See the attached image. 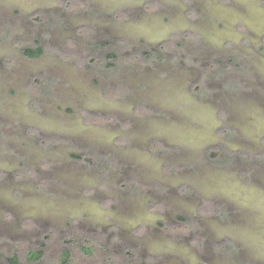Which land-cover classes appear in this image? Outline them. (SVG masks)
Segmentation results:
<instances>
[{"label": "rangeland", "instance_id": "374dc122", "mask_svg": "<svg viewBox=\"0 0 264 264\" xmlns=\"http://www.w3.org/2000/svg\"><path fill=\"white\" fill-rule=\"evenodd\" d=\"M221 148L254 160L215 165ZM98 154L114 161L104 178L84 157ZM178 213L195 225L158 221ZM226 238L231 253L213 251ZM64 250L68 264H264V0H0V264Z\"/></svg>", "mask_w": 264, "mask_h": 264}, {"label": "flooded vegetation", "instance_id": "af4514ba", "mask_svg": "<svg viewBox=\"0 0 264 264\" xmlns=\"http://www.w3.org/2000/svg\"><path fill=\"white\" fill-rule=\"evenodd\" d=\"M213 65V64H212ZM202 77V73L200 75ZM95 117V116H94ZM219 131L223 134L226 135V133L228 132V130L225 127H221L219 129ZM150 147L155 148L157 150H159V146L160 145H164L163 143H161L160 141L157 140H150L149 142ZM219 145H223L222 143H220ZM225 146V145H223ZM226 147V146H225ZM224 149V148H221ZM225 151L229 152L228 156H222V157H212V159L220 161V163L216 162L215 165H222V166H228L231 163H236V162H241V163H246L249 161H253V157L252 155H247L246 152H244L242 149L241 150H237V151H231V150H226ZM95 156H99L95 155ZM102 158V160H105V166L102 167H96L93 166L92 168H89V173H92V175H95L96 177H103L104 174H110L112 173V171H114L113 169L115 167L112 168V165L114 164V161H112L111 157L109 158L107 155L106 156H99ZM257 157V156H255ZM210 161V160H209ZM211 162V161H210ZM95 167V168H94ZM111 167V168H110ZM104 181V180H103ZM115 183H117L116 187L117 189H121L123 191H126L127 193H132L134 191H139L141 188H136V184L139 185L138 187H142V184H139L138 182H136L135 179L131 178V177H120L119 180H117ZM136 183V184H135ZM106 184V183H105ZM147 187L146 189L151 191V192H155L157 191V185L160 184V186H163L161 180L160 181H153V182H149V183H145ZM107 187H111V185L109 184ZM166 191H169V189L167 188ZM157 194V195H156ZM156 194H154V197L161 195V192H157ZM165 195V194H164ZM98 196V195H97ZM163 196V194H162ZM100 197V196H99ZM104 197L105 196H101ZM100 197V198H101ZM103 200V199H102ZM198 202V201H197ZM203 203V202H202ZM202 203H199V210H205L207 212V207L203 206ZM154 208H151L152 212H155L156 214L160 213L162 214V212H158L157 210H153ZM194 217V215H192ZM182 217V218H180ZM190 216L185 215L184 213H178L176 215V218L174 220H167V218L162 217L159 218L158 221H160L161 223L165 224V225H171L170 227H172L174 229L175 232H179L177 234H180L184 231H187L189 228H191L192 224L195 225L194 219L191 220L189 218ZM232 241L228 238L226 239H222L219 241H215L212 244V248L213 251L215 250L216 252H218L219 254H223V255H229V253H231V247L233 246ZM235 253V252H232ZM227 264V263H226Z\"/></svg>", "mask_w": 264, "mask_h": 264}, {"label": "trees", "instance_id": "16d2710c", "mask_svg": "<svg viewBox=\"0 0 264 264\" xmlns=\"http://www.w3.org/2000/svg\"><path fill=\"white\" fill-rule=\"evenodd\" d=\"M23 53L28 57H38L42 53V48H41V46L25 47V48H23ZM144 53L150 54L149 51H146V50H144ZM111 56H114L113 53L109 54V57H111ZM210 155L213 158L214 157L220 158L222 156H228L229 154L224 149H216V150H212L210 152ZM73 156L77 157V158H82V156L80 154H76V153H73ZM84 157L86 158L85 160L93 166L102 167V166L107 165V164H105L106 163L105 160H102V158L99 156L85 155ZM180 218H182V217H180ZM40 254H41L40 250H32V251H29L28 258L32 259V260H38L40 257ZM69 259H70L69 251L64 250L61 254V261L63 262V264H68ZM8 260H9L10 264H19L18 258L16 255L9 256Z\"/></svg>", "mask_w": 264, "mask_h": 264}]
</instances>
